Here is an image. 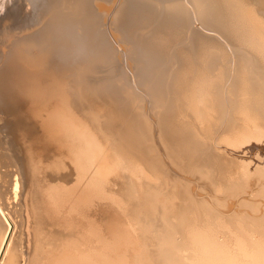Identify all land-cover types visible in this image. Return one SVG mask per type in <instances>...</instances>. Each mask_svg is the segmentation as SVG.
Masks as SVG:
<instances>
[{"label":"bare ground","instance_id":"1","mask_svg":"<svg viewBox=\"0 0 264 264\" xmlns=\"http://www.w3.org/2000/svg\"><path fill=\"white\" fill-rule=\"evenodd\" d=\"M76 1L47 11L53 53L35 58L27 45L0 65V264H19L25 236L27 264H96L131 234L142 255L123 248L138 264H264V0L121 4L133 74L170 158L201 168L204 202L164 185L126 80L85 77L87 57L106 52L92 28L85 40ZM71 26L86 29L82 39Z\"/></svg>","mask_w":264,"mask_h":264},{"label":"rangeland","instance_id":"2","mask_svg":"<svg viewBox=\"0 0 264 264\" xmlns=\"http://www.w3.org/2000/svg\"><path fill=\"white\" fill-rule=\"evenodd\" d=\"M83 1L80 0V2L79 1L77 2V3L81 4V6L79 5L80 7L78 6L79 8L77 9V11L79 13L78 19H79V21L80 20L84 21V25H82L83 23H80V22L76 25L81 24L82 26H84L86 28L88 27L87 31L90 28H92L91 30H95L96 36H97L96 38L98 39V41H99V38L103 40L104 48H105L104 53L108 52L106 55V59L104 58L105 60L103 59V56H105L106 53L102 57H101V55L99 56V59H100L99 62L96 61L98 59L91 61L87 57L86 61L89 65V66H87V68H89V69H88V71L86 69L83 70V72L84 71L87 72V73H85V77L89 80H92V81H99V80H103V79H113V78H118V77H120L121 79L124 78V80H126V82L129 84V87H131L137 94V96L134 98L133 105H134V107L135 106L138 107L139 111L142 112V114H143L145 122L147 121L146 122V125H147L146 132L147 133L144 135L143 140H145L146 138L147 139L145 140L146 142L144 141L143 143L145 144L147 154H149L151 157L154 156L159 160L161 167H162V172H160L159 175H161L164 178V180H165L164 185L168 186L169 184H171L170 188H173L175 193L176 192L178 193V191H180L182 186L183 187L186 186L185 189L188 191V193L192 194V196L194 198H196L202 202L209 201V199H210L209 192L210 191L208 190V187L205 184L206 180L204 179V174L200 170L201 168L196 166V167H193L192 169H184V168L179 167L177 165V163H175L170 158V155L168 154V152H167V150H166V148H165V146H164V144L160 138V134H159L160 133V126L158 124V117L155 114L154 109L150 103V97L147 93V89L142 83L138 82L137 77L133 74L134 61H133L132 57L129 55V53H131L132 44L129 41L123 39V34H122L121 30L118 28V26L123 21L122 16L124 15V12H126L128 5L126 4L123 7H121L123 0H89V5H86V3H84ZM64 2H68V0L67 1L64 0ZM86 2L88 3V1H86ZM64 5H65V3H64ZM64 5H63V3H61V9L65 8ZM51 6L52 7L54 6L53 0H0V65H2L8 59V56L13 55L16 50L25 49V47L27 45H29L27 47L30 48L29 53H31L32 55H35V58L39 57L40 48L43 49L42 50L43 52H50V54L53 53L54 45H56V41H55V39H53L54 37L52 36V31H49L50 29H52V26H49L46 24V26L44 27V21H46L48 15L50 14V11L53 9ZM48 10H50L49 13L47 12ZM85 24H86V26H85ZM87 24H88V26H87ZM79 26H77V28ZM82 26H81L80 30H82V28L85 29ZM71 28H72V26L68 29H71ZM75 28H76V26H75ZM75 28L71 29L72 33L76 32L74 34L78 35L77 36L78 40L76 37L75 41L76 40L79 41L80 40L79 38L82 39L83 36H84L85 40L88 41L90 38L89 32H92V34L95 35L93 33L94 31H88L87 36H89V37H85L86 34L85 35H83V34H84V31H86V29L84 31H80L79 30L80 27L77 30ZM74 30H76V31H74ZM77 32H80V33H77ZM81 33L83 35L82 37H81V35H79ZM101 34H102V36H101ZM87 38H88V40H87ZM70 40H71V38H70ZM81 41L83 42V40H81ZM78 43L80 44L81 42H78ZM87 43L88 42H86V44ZM69 44L74 49H75L74 46L77 45V43H72V42H69ZM84 44L85 43L83 42L82 46L85 49L86 44L85 45ZM39 45H41V46L39 47ZM61 45H62V43H61ZM63 45H65V42ZM67 45H68V43L64 46L65 49L69 48V45H68V47H67ZM82 46L80 44L79 48L81 47L83 49ZM64 47L62 46L61 48H64ZM86 50H87V48H86ZM77 52H80L79 54H81V55L82 54L85 55V53L84 52L82 53V51H80V50ZM101 59H103L104 61ZM84 61H85V59H84ZM86 61H85V63H86ZM88 61H90V62H88ZM85 65H87V64H84V68L86 67ZM228 149L230 150L229 155H233L235 150H233L232 148H227L226 149L227 151L225 150L224 152L229 153ZM231 150H233V153ZM236 154L237 153L235 151L234 155H236ZM199 172H201V173H199ZM199 175H200V177H199ZM161 181H163V179ZM151 183H155L156 185L159 184L160 183V177L156 176V175L152 176ZM167 183H169V184L167 185ZM182 184H184V185H182ZM161 187H163L162 189H164L166 191L169 189V186L167 187L168 189L167 188L165 189V186H163V184ZM164 190H163V192H164ZM18 196L19 197L16 196L14 198L15 201L11 200L10 201L11 203L10 202L8 203V208L11 209V207L13 205H16L15 203L20 202L18 200V199H20V195H18ZM221 196L223 197V195H221ZM16 198H17L18 202L16 201ZM9 204L11 207L9 206ZM8 208H7V210H8ZM26 237L27 236H25L24 238L27 239ZM129 237L130 238H128V237L125 238L127 240H125L123 238L118 239L117 241L112 240V243L114 242L115 245H117V243L121 244L122 248H119L120 245L116 246V247L119 246L118 247L119 249L113 248V246L115 247L114 244H112V246L106 245V244H105L106 246L104 244H102V246H101V243H100V245L98 244V246H99L98 250L99 249L101 250L102 247L105 246L103 248L104 249L103 252L106 251L105 250L106 248H107L108 252L101 253L102 251H100L102 256L100 253L96 252L97 255L99 254L98 255L99 257L98 258L95 257V260H96V258H97V260L100 258V261L103 260L104 256L107 253H108L107 255H110L109 253L111 250V252L115 253L116 255L115 256L113 255V257H111L110 259H108L109 256L106 255L104 260L101 261L103 264L108 263L109 260L110 261L108 264H110V263L113 264V262L117 263V260L121 261L123 264H125L126 260H127L126 264H128V263L133 264L134 262H136V260H134V259L139 258V256H141L143 253V252H141L142 251V247L140 246L141 243L138 240L136 234H134V235L131 234ZM24 238H22V244L20 241L17 240L18 243L16 242L17 244L14 247V249L15 248L18 249L16 251L19 254V256H18L19 257L18 258L19 264L22 262L21 261V254H20L21 252L24 255V257H22L24 259V260L22 259L23 260L22 264H24L25 260H26L25 263L27 264V258H26V254H27L26 250L27 249L25 248V246H27L28 243L24 244V241H23ZM103 238L105 239L106 237L103 236ZM25 242H27V241H25ZM123 245H125L126 247H124ZM137 245H139L140 248ZM110 247H112L114 250ZM123 247L124 248L133 247V249L137 248L134 250H137L138 253L139 252H141V253L139 254V256H137L136 254H134V256H132L133 253H137V252L133 251V249H131L129 251L131 253L132 252L133 253L132 254L130 253L131 254L130 255V254H128L129 251H127L126 249H125L126 252H124L125 250ZM117 250H119V251L121 250L122 252H118ZM112 253H111V255H112ZM121 253H123V254H121ZM124 253H125V256H124ZM118 254H119V257L117 256ZM122 255L124 256V258L120 259V256L123 257ZM131 256L133 257V260H131V258H132ZM113 258H114V261H113ZM105 259H107V261H105ZM124 259H125V262H123ZM128 259H129V262H128ZM97 260H96L97 263L95 262L96 264L99 263V260L98 261ZM101 262H100V264H101ZM121 262H119V264H122ZM116 263H114V264H116ZM136 264H138V263L136 262Z\"/></svg>","mask_w":264,"mask_h":264}]
</instances>
